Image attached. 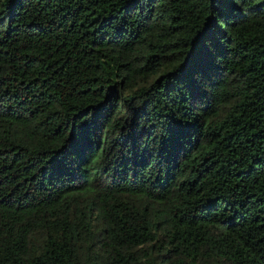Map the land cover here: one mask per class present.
Here are the masks:
<instances>
[{"label": "trees", "instance_id": "16d2710c", "mask_svg": "<svg viewBox=\"0 0 264 264\" xmlns=\"http://www.w3.org/2000/svg\"><path fill=\"white\" fill-rule=\"evenodd\" d=\"M0 264H264V0H0Z\"/></svg>", "mask_w": 264, "mask_h": 264}]
</instances>
